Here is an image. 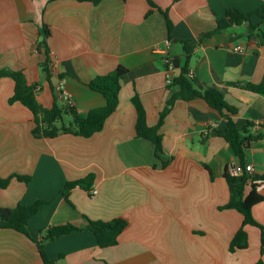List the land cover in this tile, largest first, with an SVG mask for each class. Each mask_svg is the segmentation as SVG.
<instances>
[{
	"label": "crops",
	"instance_id": "0c3cea01",
	"mask_svg": "<svg viewBox=\"0 0 264 264\" xmlns=\"http://www.w3.org/2000/svg\"><path fill=\"white\" fill-rule=\"evenodd\" d=\"M153 1L157 6L148 14V0H0V67L22 70L30 84L38 83L37 97L45 107L62 104L68 96L86 117L106 104L90 81L119 64L130 69L116 111L91 137L34 133L33 112L9 101L15 81L0 78V178H10L6 187L0 186V206L46 201L30 220V237L0 228V264H45L34 239L43 238L42 231L51 225H84L85 217H123L129 224L118 244L109 247H101L91 230L46 240L50 258L62 255L57 264L264 262L256 225H245L248 247L230 251L244 216L220 206L230 200L226 167L239 158L225 138L209 131L224 129L227 118L204 98L178 100L161 130L166 153L173 157L163 167L154 144L137 136L132 101L137 92L149 124L157 123L169 93L170 70L180 74L186 63L179 41H191L195 49L189 70L195 85L222 89L238 108L234 117L239 128L254 123L249 133L261 136L252 141L246 161L253 164V174H264V94L243 87L264 82V41L259 36L264 35V21L253 17V34L248 22L217 31L218 19L228 9L250 13L264 0ZM161 9L168 10L174 23L172 38ZM45 24L51 30L49 75L41 66L45 52L38 48ZM90 173L95 174L97 193L76 186L68 200L62 193L67 182ZM258 190L264 195V184ZM252 211L264 225V201Z\"/></svg>",
	"mask_w": 264,
	"mask_h": 264
},
{
	"label": "trees",
	"instance_id": "16d2710c",
	"mask_svg": "<svg viewBox=\"0 0 264 264\" xmlns=\"http://www.w3.org/2000/svg\"><path fill=\"white\" fill-rule=\"evenodd\" d=\"M80 1H92L99 3L102 0H80ZM151 9L148 14L153 11V8L157 5L153 0H148ZM161 11L164 13L167 21L170 38H172V31L174 23L171 20L168 10ZM258 16L264 21V4L257 7L250 13L242 12L237 8H230L227 10L226 15L218 19L217 31H223L232 25L243 24L248 22L251 34L256 30L257 25L253 22V17ZM44 39L38 44V48L44 50L45 60L41 63V66L49 75V65L51 64V49L49 47L48 38L51 35V30L48 24L44 26ZM263 38L264 35H259ZM186 52V63L182 67L180 74L170 73L168 77L167 89L169 91L166 99L165 106L159 113L158 121L156 124L151 125L148 122V113L146 107L136 92L132 98V101L137 110V122L136 133L138 137L150 140L155 146V155L162 161V166H168L173 157L168 156L163 143L162 127L165 123L167 116L172 111L176 102L180 99L190 101L195 98H204L210 106L220 111L227 118V125L224 129H218L211 127L210 133L225 138L234 149L236 156L239 158V162L246 165V156L251 148L252 141L258 139L261 135H253L249 133V128L254 125L253 122H249L244 128H239L234 115L238 112V108L232 105L227 99L225 92L217 87H211L205 90H200L195 85L191 75L189 74V62L191 55L195 49V44L189 40L179 41ZM170 61L167 62V67L170 69ZM130 69L119 64L116 69L107 73L100 74L94 77L89 86L98 92H101L106 97V104L102 107H97L90 110L88 116L83 117L75 104H70L68 100L62 104L55 103L52 107H45L40 103L37 97L39 88L38 83L30 84L27 80L26 74L22 70H12L0 67V78L10 77L15 81V91L10 97L11 103L21 102L28 107L34 114L36 127L34 133H40L46 137H56L62 133H72L81 135L84 137H91L95 133L104 129L107 119L116 111L119 105L120 91L122 89V82L129 74ZM63 76V75H60ZM240 85V83H233ZM244 88L252 90L254 92L264 94V82L252 83L248 82L243 85ZM71 114L73 116V123L66 125L64 120V114ZM60 121L62 124L60 125ZM21 181L28 182L30 177L14 175ZM224 176L228 182L230 189V200L220 206L221 209H236L244 216L243 226L237 231L230 244V251L235 252L238 249L246 248L249 244L248 231L245 229V225H256L261 229L262 233V253H264V225L260 223L253 215V207L257 203L264 201V195H262L258 188L259 183L254 182V179H264V174H251L244 172L241 175H233L229 172L228 167ZM95 174L90 173L86 177L78 180L68 181L62 193L69 200L70 192L76 186H81L90 195L94 190ZM10 182V178H0V186L6 187ZM46 201L38 199L34 203L25 204L18 203L14 207L0 206V228L2 229H15L30 237L28 226L31 218L36 215ZM86 218V224L77 225L72 222L63 224H56L47 227L42 234L41 239H34L38 243L39 251L45 264H57L62 255L58 258H50L46 250V240H56L64 235L69 234L75 230H91L95 233L98 244L101 247H109L118 244L119 237L123 230L128 226L129 221L123 217H117L112 220H92ZM257 264H264L263 261H259Z\"/></svg>",
	"mask_w": 264,
	"mask_h": 264
},
{
	"label": "built area",
	"instance_id": "2783aa9c",
	"mask_svg": "<svg viewBox=\"0 0 264 264\" xmlns=\"http://www.w3.org/2000/svg\"><path fill=\"white\" fill-rule=\"evenodd\" d=\"M172 68V64L170 65V69ZM172 71L170 70V73H171ZM190 75L192 76L193 75V72L192 71H190ZM63 96H66L65 94H63ZM66 98V97H65ZM67 100H68V102L70 103V104H74V101L70 98V97H68L67 96ZM228 170H229V172L231 173V174H233V175H241V174H243L244 172H249V173H251V174H253L254 173V166H253V164L252 163H246V165H243V164H241L240 162H235V161H231L229 164H228ZM254 182H257V183H259L260 184V186L261 185H263L264 184V179H254ZM259 186V187H260ZM95 193H97V189L96 188H94V190H93V194H95Z\"/></svg>",
	"mask_w": 264,
	"mask_h": 264
},
{
	"label": "rangeland",
	"instance_id": "374dc122",
	"mask_svg": "<svg viewBox=\"0 0 264 264\" xmlns=\"http://www.w3.org/2000/svg\"><path fill=\"white\" fill-rule=\"evenodd\" d=\"M63 122L66 124V125H70L72 122H73V116L71 114H64V120ZM60 125L62 124V122L60 121L59 123Z\"/></svg>",
	"mask_w": 264,
	"mask_h": 264
}]
</instances>
